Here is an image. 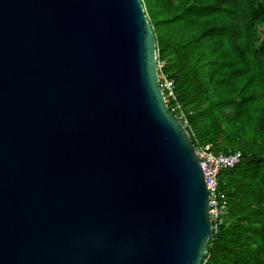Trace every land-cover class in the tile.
Masks as SVG:
<instances>
[{
    "label": "water",
    "instance_id": "1",
    "mask_svg": "<svg viewBox=\"0 0 264 264\" xmlns=\"http://www.w3.org/2000/svg\"><path fill=\"white\" fill-rule=\"evenodd\" d=\"M141 0H0V264H202L196 148Z\"/></svg>",
    "mask_w": 264,
    "mask_h": 264
},
{
    "label": "trees",
    "instance_id": "2",
    "mask_svg": "<svg viewBox=\"0 0 264 264\" xmlns=\"http://www.w3.org/2000/svg\"><path fill=\"white\" fill-rule=\"evenodd\" d=\"M141 2L173 83L169 109L196 148L241 152L219 174L227 212L202 264H264V0Z\"/></svg>",
    "mask_w": 264,
    "mask_h": 264
},
{
    "label": "built area",
    "instance_id": "3",
    "mask_svg": "<svg viewBox=\"0 0 264 264\" xmlns=\"http://www.w3.org/2000/svg\"><path fill=\"white\" fill-rule=\"evenodd\" d=\"M156 66L159 83L163 94L166 93V95L164 94V98L166 102H168L167 97L174 96L172 91L173 83L162 73L163 62L158 60V54ZM184 122L186 123V120ZM196 154L201 164L208 189V215L212 222L213 230L217 227L216 223L220 221L227 212L226 202L220 199L218 191L219 174L221 171L236 165L241 159V152L239 150H232L228 153H215L207 146L196 148Z\"/></svg>",
    "mask_w": 264,
    "mask_h": 264
}]
</instances>
